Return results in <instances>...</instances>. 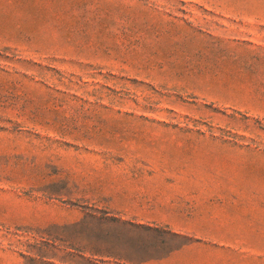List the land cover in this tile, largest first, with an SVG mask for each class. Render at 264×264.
Masks as SVG:
<instances>
[{
	"label": "rangeland",
	"instance_id": "obj_1",
	"mask_svg": "<svg viewBox=\"0 0 264 264\" xmlns=\"http://www.w3.org/2000/svg\"><path fill=\"white\" fill-rule=\"evenodd\" d=\"M0 264H264V0H0Z\"/></svg>",
	"mask_w": 264,
	"mask_h": 264
}]
</instances>
